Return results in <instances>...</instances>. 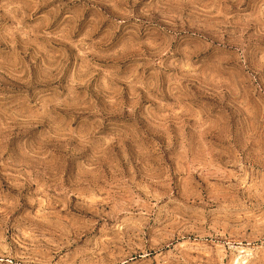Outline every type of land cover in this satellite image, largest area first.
<instances>
[{
    "label": "rangeland",
    "instance_id": "1",
    "mask_svg": "<svg viewBox=\"0 0 264 264\" xmlns=\"http://www.w3.org/2000/svg\"><path fill=\"white\" fill-rule=\"evenodd\" d=\"M0 264H264V0H0Z\"/></svg>",
    "mask_w": 264,
    "mask_h": 264
}]
</instances>
